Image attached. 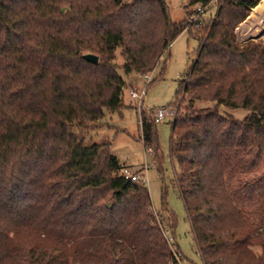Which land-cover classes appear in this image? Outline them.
Segmentation results:
<instances>
[{"label":"trees","instance_id":"trees-1","mask_svg":"<svg viewBox=\"0 0 264 264\" xmlns=\"http://www.w3.org/2000/svg\"><path fill=\"white\" fill-rule=\"evenodd\" d=\"M212 1L215 14L188 27ZM259 2L188 0L174 22L164 0H0V264H177L146 187L82 134L123 108L126 79L151 74L183 32L199 48L176 93L186 104L170 157L201 264H264V184L254 223L227 183L229 155L255 151L235 164L247 172L264 152V42L235 35ZM237 109L242 120L222 113ZM139 119L160 164L156 124Z\"/></svg>","mask_w":264,"mask_h":264},{"label":"rangeland","instance_id":"rangeland-1","mask_svg":"<svg viewBox=\"0 0 264 264\" xmlns=\"http://www.w3.org/2000/svg\"><path fill=\"white\" fill-rule=\"evenodd\" d=\"M133 1L123 0V3L129 4ZM164 1L170 19L174 22L183 20L188 0ZM216 8V1L209 2L202 19L207 22L215 14ZM191 9L188 8L187 11H193ZM254 13L256 12L251 9L246 19L235 28L237 43L240 45L243 44V39L239 36V27ZM253 42H264V33H258ZM198 48V40L193 34L181 33L170 44L169 52L159 60L153 72L148 74L151 85L147 87L142 103L144 110L142 112L148 116L155 109L161 108L172 109L175 112L174 116L167 115L161 123L156 125L162 157L160 164L143 147L138 103L130 99L128 95L130 89L143 87L146 82L143 76L128 77L126 88L123 90V108L116 113L107 114L97 125H89L87 131L82 134L87 143H109L110 154L115 156L121 165L132 168H140L143 165L149 166L143 176L152 203V214L155 218L158 217L162 220L166 227L172 228L173 245L180 251L185 260L182 264H201V258L175 184L177 166L170 157V137L171 124L177 114H182V109L186 104V99L185 103H182V97L176 102L178 86L191 68L192 62L197 56ZM118 63H120V59H118ZM196 106L197 108H205L208 104L197 102ZM222 113L236 120H242L247 115V111L242 109L222 110ZM255 153V151L248 154L236 152L229 155L230 173L228 178L226 177L234 203L238 205L243 215L254 223L260 217L257 209L263 197L262 191L259 189V182L264 184V152H262L255 168L247 172L236 169L235 164L237 160L248 158Z\"/></svg>","mask_w":264,"mask_h":264},{"label":"built area","instance_id":"built-area-1","mask_svg":"<svg viewBox=\"0 0 264 264\" xmlns=\"http://www.w3.org/2000/svg\"><path fill=\"white\" fill-rule=\"evenodd\" d=\"M208 8V4H202V3H197L194 7V11L191 13V15L187 18V26L188 27H195L198 25L202 24V16L205 14V11ZM170 47V46H169ZM168 47V48H169ZM143 78L146 80L144 83L143 87L141 88H133L130 89L128 92V95L130 99L137 101L138 103V109L140 112H142V103L146 95L147 87L149 85V80L150 77L148 75H144ZM144 111V110H143ZM174 110L172 109H155L150 113L152 117V121L158 125L161 123L163 118L167 115L174 116ZM151 154L150 151L146 150ZM149 166L143 165L141 169L137 171H133L132 169L122 166L121 169L117 172V175L122 177L126 181H130L133 183H140L145 186L146 181L144 180L143 173H145L148 170ZM158 223L160 219L158 217L155 218ZM161 233L164 236L165 240L167 241V244L171 250L172 256L174 260L176 261L177 264H182L185 262L182 254L180 251L173 245L172 239H171V234H172V228L171 227H166L165 225L161 226Z\"/></svg>","mask_w":264,"mask_h":264},{"label":"bare ground","instance_id":"bare-ground-1","mask_svg":"<svg viewBox=\"0 0 264 264\" xmlns=\"http://www.w3.org/2000/svg\"><path fill=\"white\" fill-rule=\"evenodd\" d=\"M264 33V0L261 3L260 9L247 19L239 27V36L243 40L249 38H257L258 33Z\"/></svg>","mask_w":264,"mask_h":264},{"label":"water","instance_id":"water-1","mask_svg":"<svg viewBox=\"0 0 264 264\" xmlns=\"http://www.w3.org/2000/svg\"><path fill=\"white\" fill-rule=\"evenodd\" d=\"M263 2V0H260V2L253 8V12H257L259 9H260V6H261V3ZM63 11V9H62ZM248 41H254L253 38H249V39H246V40H243V43H246ZM83 59L91 64H97V57L94 56V55H85L83 56Z\"/></svg>","mask_w":264,"mask_h":264},{"label":"crops","instance_id":"crops-1","mask_svg":"<svg viewBox=\"0 0 264 264\" xmlns=\"http://www.w3.org/2000/svg\"><path fill=\"white\" fill-rule=\"evenodd\" d=\"M123 166H125V165H123ZM128 168L132 169L133 171H137V170L141 169V167H140V168H132V167H128Z\"/></svg>","mask_w":264,"mask_h":264}]
</instances>
